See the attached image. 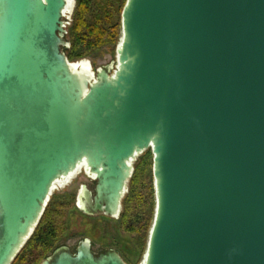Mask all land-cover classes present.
Segmentation results:
<instances>
[{"label":"water","instance_id":"obj_1","mask_svg":"<svg viewBox=\"0 0 264 264\" xmlns=\"http://www.w3.org/2000/svg\"><path fill=\"white\" fill-rule=\"evenodd\" d=\"M68 6L0 0V264L81 169V209L119 217L147 151L142 264H264V0H127L116 61L88 73L65 51ZM41 264L127 263L83 239Z\"/></svg>","mask_w":264,"mask_h":264},{"label":"rangeland","instance_id":"obj_2","mask_svg":"<svg viewBox=\"0 0 264 264\" xmlns=\"http://www.w3.org/2000/svg\"><path fill=\"white\" fill-rule=\"evenodd\" d=\"M77 1L78 0H74V9L66 18L68 23L66 27V39L69 43V48L65 50L66 54L71 62L89 61L95 71L102 66H111L117 58V47L122 37V13L127 0H125L124 4L123 0H98V2L103 3V8H105L106 11L112 13V19H109L108 23L109 26H112V29L109 30V26H107L110 37L108 36L105 41L100 43L97 47L95 46L91 51H88L85 56L70 58V51L72 49L71 33L74 27V15ZM111 71H113V67ZM144 155H141L135 161V169L142 162ZM148 158V163L144 170L139 171L140 179L136 186L139 191L138 193L146 199L148 196L149 200V206H147V219L142 228L144 231L138 233L133 228V225L136 226L135 217H131L128 224L122 225L120 223V218L124 211V203L119 219H105L97 216L84 215L81 211L77 210L76 205L73 203L68 204L66 200L63 201L64 194L70 187V184H68L66 187L54 190L51 197L54 201L59 200L60 205L62 204L63 212L61 226H63V228L55 244L50 250L46 251L39 264L61 246H68L72 252L75 253L76 247L83 239L91 240L93 243V250L96 252H101L107 248H114L121 254L127 264H142L148 247L150 231L154 223L156 207L152 152ZM80 176L83 178V175ZM151 201H153L152 204ZM58 208H60V206H58ZM136 210L137 208L134 205L132 211L136 212ZM133 221L134 224L132 223Z\"/></svg>","mask_w":264,"mask_h":264},{"label":"trees","instance_id":"obj_3","mask_svg":"<svg viewBox=\"0 0 264 264\" xmlns=\"http://www.w3.org/2000/svg\"><path fill=\"white\" fill-rule=\"evenodd\" d=\"M124 2L125 0H123V4ZM102 4L103 3L98 2V0L77 1L74 15V27L71 33L72 49L70 51V58L85 56L88 51L94 49L95 46L97 47L100 43L105 41L108 36L110 37L107 26H109V19H112V13L106 11ZM110 29H112L111 25L109 26V30ZM144 154L142 162L136 167L131 179L129 193L124 199V211L120 218V223L123 225L128 224L131 217H135L136 226L133 225V228L138 233L144 231L142 228L146 223L148 214L147 206H149L148 196L147 199L141 196L136 187L137 182L140 179L139 171H143L146 167L151 151H147ZM152 203L153 201H151V204ZM134 205L137 208L136 212L132 211ZM58 206H60V208H58ZM62 210V204L60 205L59 200H50L34 235L13 264L40 263V260H42L46 251L50 250L55 244L59 237V233L63 228V226H61ZM132 223L134 224V221Z\"/></svg>","mask_w":264,"mask_h":264},{"label":"flooded vegetation","instance_id":"obj_4","mask_svg":"<svg viewBox=\"0 0 264 264\" xmlns=\"http://www.w3.org/2000/svg\"><path fill=\"white\" fill-rule=\"evenodd\" d=\"M78 172L79 173L77 175H75L74 178L71 180L70 187L66 190V192L64 194L63 201L66 200L68 204L73 203L74 205H76L77 210L81 211L86 216H93V217L97 216V217H101V218H105V219H119V217L121 215L119 217H117V218H113V217L106 216V215H103V214L90 215V214L84 212L81 209L80 202L81 201L85 202V200H86V191H89L90 193H92V196L95 195L96 181L84 169H81ZM80 175H83V178ZM92 248H93V243H92ZM108 250H116V249L107 248V249H104L101 252H96L94 250L93 251L96 254H99V253H102V252H106Z\"/></svg>","mask_w":264,"mask_h":264},{"label":"bare ground","instance_id":"obj_5","mask_svg":"<svg viewBox=\"0 0 264 264\" xmlns=\"http://www.w3.org/2000/svg\"><path fill=\"white\" fill-rule=\"evenodd\" d=\"M74 9V1L73 0H69V6L67 7V10L65 11V16L67 17L68 15H70V13H72ZM74 67L75 69H77L78 71L81 70L83 72H89L92 69V65L89 61L84 60V61H79V62H74ZM79 172L73 174L71 177L65 179V180H60L59 182H57L55 190L58 188H62L65 187L66 185L70 184L71 180L74 178L75 175H77Z\"/></svg>","mask_w":264,"mask_h":264}]
</instances>
